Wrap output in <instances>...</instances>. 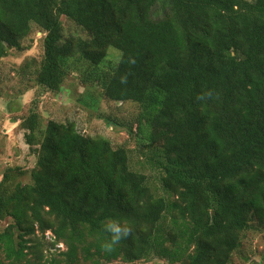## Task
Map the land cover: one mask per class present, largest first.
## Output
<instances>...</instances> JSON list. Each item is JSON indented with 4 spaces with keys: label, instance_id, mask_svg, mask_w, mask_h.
<instances>
[{
    "label": "trees",
    "instance_id": "16d2710c",
    "mask_svg": "<svg viewBox=\"0 0 264 264\" xmlns=\"http://www.w3.org/2000/svg\"><path fill=\"white\" fill-rule=\"evenodd\" d=\"M34 27L39 86L59 92L77 59L82 84L139 105L160 187L126 149L32 112L31 183L11 168L0 182V264H230L246 231L264 234V0H0V59ZM111 220L130 231L108 250Z\"/></svg>",
    "mask_w": 264,
    "mask_h": 264
},
{
    "label": "rangeland",
    "instance_id": "374dc122",
    "mask_svg": "<svg viewBox=\"0 0 264 264\" xmlns=\"http://www.w3.org/2000/svg\"><path fill=\"white\" fill-rule=\"evenodd\" d=\"M62 21L67 36H83L73 23L65 18ZM44 36L34 27L30 36L21 42L20 50L10 48L7 56L0 59V182L7 169L11 168L17 170L13 184L31 183V171L36 166L37 156L26 143L28 132L23 129V122L35 112L39 115L42 131L49 121L74 123L81 133L104 137L113 148L126 149L131 168L144 174L155 188L160 187L159 172L153 168L149 160L151 153L145 147L147 141L133 133L141 113L137 103H115L101 98L98 88L82 84V78L74 68L82 70L84 66H77V59L68 62L71 72L59 92H50L37 84L29 69L33 70V64L43 59ZM119 58L118 52L109 49L102 66L108 70L118 63ZM93 102L94 107L88 106ZM7 223L1 222L0 227L5 228ZM46 236L50 241L51 234L48 232ZM59 248L64 250V246L59 245L51 252L55 253ZM142 263L168 264L158 259ZM230 264H264V234L254 229L246 231Z\"/></svg>",
    "mask_w": 264,
    "mask_h": 264
},
{
    "label": "clouds",
    "instance_id": "9594fccd",
    "mask_svg": "<svg viewBox=\"0 0 264 264\" xmlns=\"http://www.w3.org/2000/svg\"><path fill=\"white\" fill-rule=\"evenodd\" d=\"M104 231L111 234L109 243L103 245L104 248L111 250L112 245L117 244L122 238L129 234L130 229L127 226H122L119 221L111 220L104 226Z\"/></svg>",
    "mask_w": 264,
    "mask_h": 264
}]
</instances>
